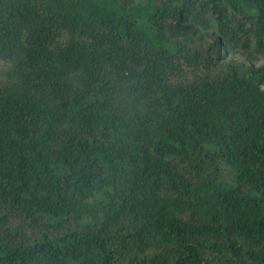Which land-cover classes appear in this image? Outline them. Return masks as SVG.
<instances>
[{
  "label": "trees",
  "instance_id": "trees-1",
  "mask_svg": "<svg viewBox=\"0 0 264 264\" xmlns=\"http://www.w3.org/2000/svg\"><path fill=\"white\" fill-rule=\"evenodd\" d=\"M0 64V264H264V0H0Z\"/></svg>",
  "mask_w": 264,
  "mask_h": 264
},
{
  "label": "rangeland",
  "instance_id": "rangeland-1",
  "mask_svg": "<svg viewBox=\"0 0 264 264\" xmlns=\"http://www.w3.org/2000/svg\"><path fill=\"white\" fill-rule=\"evenodd\" d=\"M260 63H261V59L255 61V64H260ZM2 67H3V65L0 64V69H1Z\"/></svg>",
  "mask_w": 264,
  "mask_h": 264
}]
</instances>
